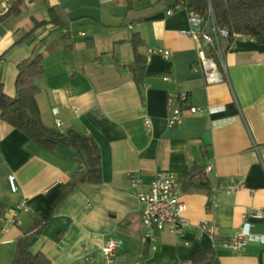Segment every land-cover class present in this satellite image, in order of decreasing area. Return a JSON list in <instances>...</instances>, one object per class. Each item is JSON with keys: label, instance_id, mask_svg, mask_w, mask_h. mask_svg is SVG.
<instances>
[{"label": "crops", "instance_id": "0c3cea01", "mask_svg": "<svg viewBox=\"0 0 264 264\" xmlns=\"http://www.w3.org/2000/svg\"><path fill=\"white\" fill-rule=\"evenodd\" d=\"M16 1L0 0V16ZM186 1L22 0L19 15L0 25L3 92L13 97L18 63L41 54L43 73L32 85L43 125L95 140L101 164L100 184L71 187L84 169L75 147L44 149L0 120V264H11L17 239L36 219L47 224L29 252L48 264H107L102 248L113 238V264H264V44L235 35L218 66L221 82L206 84ZM55 7L63 26L41 25ZM134 35L146 59L140 86L127 71ZM176 92L204 111L168 126V96ZM206 165L203 182L196 177ZM194 166L200 172L189 183ZM159 172L177 180L190 224L183 239L150 234L140 221L130 176L145 191ZM230 184L235 192L221 189L211 200L214 186ZM244 223L254 239L238 252L222 248ZM203 250L206 258L192 262Z\"/></svg>", "mask_w": 264, "mask_h": 264}, {"label": "trees", "instance_id": "16d2710c", "mask_svg": "<svg viewBox=\"0 0 264 264\" xmlns=\"http://www.w3.org/2000/svg\"><path fill=\"white\" fill-rule=\"evenodd\" d=\"M208 5L211 7L215 26L225 29L230 35L227 47L232 43L235 35H242L258 44H264V0H187L184 2L185 9L194 10L201 15L204 22L208 19ZM176 6L177 2L172 8L174 9ZM21 7L22 0H18L10 6L0 16V25L5 24L10 18L18 16ZM56 10V7L50 9L48 11L49 20L41 25L63 26ZM131 45L134 58L133 62L128 65L127 71L132 74L134 83L140 86L146 78V59L138 52L142 42L137 35L132 37ZM52 49L51 47L48 50ZM42 59L43 56L38 54L18 63L13 97H8L3 92V87L0 84V120L44 149L53 150L58 144L75 147L78 153V162L83 165L84 169L74 177L70 183L71 187L80 183L100 184V151L95 140L82 136L74 130H68L65 134L56 133L44 126L41 121L35 100L37 89L32 85V79L43 73ZM197 172H200V169L194 166L185 175V180L191 183ZM3 208L4 206L0 202V216L3 213ZM46 224L47 221L36 219L31 224L32 226L22 233L17 239L11 264H48V260L41 253L33 255L29 252L31 239L40 236ZM207 254H209L208 251L203 250L191 260L194 263L199 262L204 260Z\"/></svg>", "mask_w": 264, "mask_h": 264}, {"label": "built area", "instance_id": "2783aa9c", "mask_svg": "<svg viewBox=\"0 0 264 264\" xmlns=\"http://www.w3.org/2000/svg\"><path fill=\"white\" fill-rule=\"evenodd\" d=\"M186 10L190 25L198 28V30L190 29L188 32L195 41L199 42L196 65L202 72L206 84L219 83L222 80V76L218 66L223 67V58L230 35L225 29L215 26L210 5H208L207 9L208 19L206 22L194 10ZM148 53L160 55L165 59H168L170 55L168 51L163 50H149ZM163 80L169 81L170 78L165 76ZM187 99L188 96L184 92H176L174 95L168 96V106L171 107V112L168 116V126L181 124L185 112L193 115L203 113L204 109L201 107L188 106ZM145 125H150L148 120H145ZM57 126H59L58 123ZM211 170L212 166L206 165L203 174L196 178L205 182ZM130 182L140 207V221L144 229L150 234L153 232H167L183 239L186 230L190 228V224L183 216L186 206L180 199L178 183L174 175L169 172L157 173L145 191L139 190V186L142 183L141 178L130 176ZM8 185L11 192H16L17 188L12 176L8 177ZM221 189L232 193L237 190V187L233 184L227 185L226 187L214 186L210 197L212 201L214 200V194ZM247 227L248 225L244 223L233 238L221 242L220 246L232 252H238L247 241L254 239L250 235ZM201 228L205 230L206 226L203 224ZM210 237L213 239V232L211 230ZM183 244L187 245V242H183ZM118 247L119 241L114 238L105 241L102 248V255L107 264H113Z\"/></svg>", "mask_w": 264, "mask_h": 264}, {"label": "water", "instance_id": "95a60500", "mask_svg": "<svg viewBox=\"0 0 264 264\" xmlns=\"http://www.w3.org/2000/svg\"><path fill=\"white\" fill-rule=\"evenodd\" d=\"M36 241V237L32 238L30 241V245H32Z\"/></svg>", "mask_w": 264, "mask_h": 264}]
</instances>
